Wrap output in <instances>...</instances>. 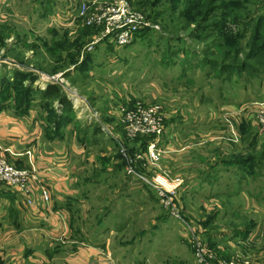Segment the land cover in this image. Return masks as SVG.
<instances>
[{
  "label": "rangeland",
  "instance_id": "1",
  "mask_svg": "<svg viewBox=\"0 0 264 264\" xmlns=\"http://www.w3.org/2000/svg\"><path fill=\"white\" fill-rule=\"evenodd\" d=\"M71 2L0 6V110L36 111L48 140L83 149L65 167L79 180L66 206L70 235L53 237L107 241L113 264H198L188 224L221 257L264 264V130L250 117L264 99V0H216L205 20L194 18L195 0H132L151 26L127 46L102 42L91 52L94 31L48 15ZM241 64L238 73L225 67ZM50 84L76 104L64 123L61 104L40 95ZM110 91L120 113L136 102L163 110L160 161H134L148 180L127 173L121 151L138 159L151 138H128L122 115L109 116Z\"/></svg>",
  "mask_w": 264,
  "mask_h": 264
},
{
  "label": "crops",
  "instance_id": "2",
  "mask_svg": "<svg viewBox=\"0 0 264 264\" xmlns=\"http://www.w3.org/2000/svg\"><path fill=\"white\" fill-rule=\"evenodd\" d=\"M71 1L64 0V6ZM79 1L91 0H75L74 6ZM50 14V18L57 15L60 21L66 20L65 13L60 16ZM108 96L109 116L118 122V95L110 91ZM121 99L124 104L130 100L126 96ZM39 108L40 103L35 106L36 110ZM46 137L40 113L31 111L29 116L20 117L0 110V150L17 167L33 170L36 181L34 192L28 197L31 203H27V197L15 189L0 185V264H113L107 241L53 237L55 232L69 230L66 206L78 192L72 182L79 180L78 175L73 178L70 171L65 172V167L69 154L83 149L74 142L50 141ZM41 187L48 190L47 202L41 199ZM49 230L51 236L46 233ZM5 247H10L11 260L8 262L4 258Z\"/></svg>",
  "mask_w": 264,
  "mask_h": 264
},
{
  "label": "built area",
  "instance_id": "3",
  "mask_svg": "<svg viewBox=\"0 0 264 264\" xmlns=\"http://www.w3.org/2000/svg\"><path fill=\"white\" fill-rule=\"evenodd\" d=\"M131 2L132 0L79 1L72 7L74 8L71 9L72 12L70 10L65 13L66 20L63 22L67 27L80 26L94 31L92 39L86 47L88 52L94 50L102 42L107 43L110 47L112 45L124 47L134 40L140 29L151 26L147 23L144 15L133 8ZM72 107L76 108L74 102H72ZM120 114L128 138L132 136L151 138L145 153L140 154L138 159L128 156L124 149L121 151V156L125 159L127 173L135 175L143 181L148 180L147 175L136 170L137 166L134 161L142 162L143 168L155 166L160 161L161 152L157 145L165 129L163 110L154 103L136 102ZM250 117L261 129H264V99L253 103V106L250 107ZM160 181V183L153 182L158 189L164 186L165 179H160ZM35 182L33 170L17 167L0 150V185L15 189L27 197V203H31V199L28 197L34 192ZM39 192L41 199L47 202L49 200L48 190L41 187ZM186 227V236L191 242L198 264H251L248 260L240 258L221 257L202 243L194 234L192 226L186 224Z\"/></svg>",
  "mask_w": 264,
  "mask_h": 264
},
{
  "label": "trees",
  "instance_id": "4",
  "mask_svg": "<svg viewBox=\"0 0 264 264\" xmlns=\"http://www.w3.org/2000/svg\"><path fill=\"white\" fill-rule=\"evenodd\" d=\"M215 1L216 0H195L196 7H195V14H194L195 17L194 18L195 19H199L200 17H202L201 20H205V18H206L205 14L209 13L210 10H213V9L217 8L216 7L217 5H215ZM258 29L260 30V32L262 30H264V19L261 20ZM85 30L89 31L91 29L85 28ZM225 67L230 72L238 73L239 70H241L242 68H246V65L245 64H241V65H237V66L226 65ZM35 76H34V79L36 78ZM39 90H40L39 91L40 95L43 98H46L47 100L48 99L49 100L50 99L51 100H56L57 99V101L61 104V109H60L61 113L59 115H57V116H58L59 122H63L64 123L65 120H66V117L68 115L69 108L72 109V105H71L70 100H67L66 97L59 92L58 87L56 85H54V84L47 85L45 89H43V90L39 89ZM26 100H27V96H26ZM22 102H23L22 100L19 101V103L17 105L19 107V109H22V107H23V103ZM19 111H21V110H19ZM65 111H67V112H65Z\"/></svg>",
  "mask_w": 264,
  "mask_h": 264
}]
</instances>
